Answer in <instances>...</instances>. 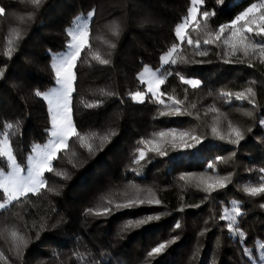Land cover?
<instances>
[{
	"label": "trees",
	"instance_id": "obj_1",
	"mask_svg": "<svg viewBox=\"0 0 264 264\" xmlns=\"http://www.w3.org/2000/svg\"><path fill=\"white\" fill-rule=\"evenodd\" d=\"M260 2L204 0L196 17L203 31H193V23L188 34L203 42L205 32L214 33ZM0 7L5 8L0 14V70L4 72L0 77V141L7 134L16 162L26 169L33 146L50 138L45 131L50 128L49 104L35 92H49L57 84L53 59L68 47V30L93 10L91 51L82 52L77 62L71 109L80 133L97 134L90 141L93 152L73 138L67 158L62 153L53 162L54 170L67 178L45 173L47 187L39 194L0 209V252L7 258H0V264H256L264 260L260 248L261 244L264 248V193L251 197L244 192L264 183V63L252 58L249 66L248 58L239 53L243 63L236 62L237 57L226 63L223 47L202 43L208 54L200 56L185 42L181 55L188 62L161 69V56L179 43L175 28L189 15L191 0H42L39 6L31 0H0ZM204 11L214 12L207 28ZM114 26L119 28L118 36L112 34ZM95 53L110 63L92 60ZM146 65L173 73L160 86L161 99L168 107L150 95L143 103L130 98L129 93L145 90L139 74ZM176 73L198 79L201 85L193 89ZM249 87L255 106L234 96L229 102L222 95ZM168 97L183 101L181 113L192 115L160 116L161 111L174 110ZM229 123L244 135L238 145L218 138L228 135ZM170 130L189 132L201 138V143L184 149L173 147L170 137L155 136ZM104 136L108 139L101 146L99 138ZM153 138L163 144L167 156H157L147 151L152 145L139 143ZM181 142L177 136L176 144ZM140 147L147 156L136 164ZM10 167L7 158L0 157V169ZM221 177H230L225 188L203 191L211 184L209 178ZM156 199L161 203L115 211L117 203ZM232 206L240 207L242 215L234 227L242 236L229 231V221L223 219ZM106 207L113 209L112 215L87 211ZM149 216L160 218L127 226L129 221ZM12 230L27 240L20 258L9 235ZM161 243L166 248L149 256Z\"/></svg>",
	"mask_w": 264,
	"mask_h": 264
},
{
	"label": "snow or ice",
	"instance_id": "obj_2",
	"mask_svg": "<svg viewBox=\"0 0 264 264\" xmlns=\"http://www.w3.org/2000/svg\"><path fill=\"white\" fill-rule=\"evenodd\" d=\"M42 0H31L33 5L39 6ZM204 4V0H191L192 7L189 10V15L183 18L182 23L177 25L175 28V35L179 43L173 44L171 48L161 56V69L165 65H176L177 63L184 62L187 63V59L181 55V44L187 43L194 49L195 54L200 56H206L208 54L207 49L202 48L203 45H215L218 48L223 47L225 52L223 54V59L226 63H233L232 57H237L236 62L243 63L244 60L238 57V53L243 57L248 58L249 66H251L252 58L259 59L261 63H264V0L260 3H252L244 11L237 14L234 19L229 23L220 25L219 28L213 32H205V38L203 42L199 38L193 40L191 35L188 34V28L195 23L196 27L193 31L199 32L203 31L199 22L196 21L197 14L199 13V6ZM89 13V17L94 15ZM5 13V8L0 7V14ZM204 19V28H207V20L209 17L214 15V12L204 11L202 14ZM78 20L80 18H77ZM112 34L114 36L119 35L118 26H114L112 29ZM67 35L71 38V43L68 47L71 49L66 55H57L53 59L52 68L55 70V80L59 85L58 88L54 89L51 94L43 93L39 90L35 92L37 96H44L47 98L50 107V128L46 129V133L50 134V138L47 143L43 146L34 145L32 154L27 157L30 167L28 168L27 174L24 175V168H22L17 162L12 153L11 146L8 143L7 134H5V139L0 141L3 148H0V157H6L7 161L10 162L11 171L5 173L3 169H0V193L3 195V200L0 202V209H6L13 202L20 203L21 200H27L29 194H39L42 189L47 187V181L45 179V173H53L56 175H67L55 171L53 168V162L61 158L63 153L65 158H67L70 151L69 141L75 138L79 142L80 147L85 148L89 153L93 152V144L91 140L97 138V134H82L80 133L72 118H71V95L74 88V82L76 79L75 68L77 62L81 58V53L85 52L87 49L91 51V44L89 41V27L87 22L82 25L78 24L75 30H68ZM256 38L260 39L257 42ZM110 47L115 48V44H111ZM12 52L9 50L8 55L11 56ZM92 60H96L101 64L107 65L110 63L108 59H102L99 53H95L91 57ZM157 69L152 71L150 68L145 67L144 71L139 74V82L145 85L144 91H135L129 93L132 100L143 103L144 100L150 95L154 102L160 105L168 107L165 101L161 99L163 93L159 91L160 86L165 83L169 76L173 75L171 71H161ZM4 75V72L0 70V77ZM179 80L186 85H190L193 89L198 88L201 85V81L198 79H185L184 76L176 73ZM222 95L229 98H234L237 101L247 100L252 105H256L255 94L251 87L245 89V91L237 92L235 94L228 92L222 93ZM171 102L172 111H161L160 116H172L178 114L192 115V113H181L180 105L183 101L174 99L173 97H168ZM87 107H95L97 105L88 104ZM215 111V109H213ZM251 115V113H248ZM198 118V117H197ZM6 127L13 128L14 125L7 124ZM18 127V124L15 126ZM229 132L227 136L221 135L218 138L220 140L228 139V141L234 145H238L241 140L244 139L243 133L239 128L233 127L231 123L228 125ZM217 132L216 127L212 128V133ZM235 134V138H232V134ZM114 135V133H112ZM159 138L170 137L171 145L173 147H181L184 149H193L201 143V138L191 135L189 132H180L177 134L175 130L170 131H160L155 134ZM177 136L181 139L180 144H176ZM187 137L192 142H187L184 138ZM101 146L108 139V136L100 137ZM142 145H152L147 151L154 153L157 156H167L168 151L163 147L162 143H158L155 138L151 140H141L139 142ZM138 157L135 160L136 164L144 161L147 156V152L144 147L137 149ZM235 155V153H233ZM223 159V158H217ZM208 167H214V165H208ZM183 179V177H181ZM230 181V177H221L217 180L216 184H209L203 189L205 193H210L214 188L223 189L226 187V182ZM244 192L251 197H255L261 193H264V183L259 187H247ZM111 205V201H108ZM147 204H160L161 201L156 200H129L126 203H117L115 205V211H121L123 209H130L138 206ZM89 213L95 215H112L113 209L111 207H106L100 211H94L93 209L87 210ZM238 215H242L239 206L232 208L230 214H226L223 219L229 221L227 227L235 235L242 236L243 233L236 227V218ZM159 216H149L145 219H140L137 221L127 222V226L131 227L133 225H143L152 220H158ZM35 227V225H33ZM43 228V225H41ZM175 227L179 228L180 225L177 224ZM14 252L17 258L22 256L23 249L27 247V240L19 235L18 231L12 230L9 233ZM39 235V234H37ZM166 248V244L161 243L158 247L153 248L148 254L152 256L154 254L161 253ZM0 258L7 259L4 257L3 253L0 252Z\"/></svg>",
	"mask_w": 264,
	"mask_h": 264
},
{
	"label": "rangeland",
	"instance_id": "obj_3",
	"mask_svg": "<svg viewBox=\"0 0 264 264\" xmlns=\"http://www.w3.org/2000/svg\"><path fill=\"white\" fill-rule=\"evenodd\" d=\"M84 22H87L88 27H89L90 17L87 16V17L81 18V19L77 22V24H76L71 30H75L78 24L82 25ZM70 43H71V41H70ZM70 43H69V44H70ZM70 51H71V49H70L69 47H67V48H65V49H63V50H61V51H59L58 53H56V56H57V55H66V54H68V52H70ZM145 67L150 68L152 71H156V70H157V69L153 68V67L150 66V65H146ZM145 67H144V68H145ZM143 71H144V69H143ZM191 79H194V78H191ZM58 87H59V85L56 84V85H55V86H54L49 92H46V93L51 94V93L53 92V90L56 89V88H58ZM143 91H144V90H143ZM159 91L161 92V87H160ZM46 99H47V98H46ZM47 102H48V100H47ZM48 104H49V103H48ZM50 107H51V106L49 105V109H50ZM71 118H72V112H71ZM46 143H47V142H46ZM46 143L41 144V146L45 145ZM9 145H10V144H9ZM31 154H32V153H31ZM31 154H30V155H31ZM17 163H18V162H17ZM18 164H19V163H18ZM28 164H29V163H28ZM19 165H20V164H19ZM20 166H21V165H20ZM21 167H22V166H21ZM29 167H30V164L28 165V167H27L26 169L24 168V173H22V174L26 175ZM22 168H23V167H22ZM10 171H11V167H10L8 170H6L5 173L10 172ZM208 182H210L211 184L215 185L216 182H217V180H212L211 178H209V179H208ZM259 186H260V185H259ZM259 186H253V187H259ZM0 202H2V200H0ZM233 207H235V206H232V207H230V208H227V209H226V213H227V214H230V213H231V210H232ZM260 248H261V256H262V258L264 259V248H263L262 244L260 245ZM256 264H264V260H263V261H259V262H257Z\"/></svg>",
	"mask_w": 264,
	"mask_h": 264
}]
</instances>
